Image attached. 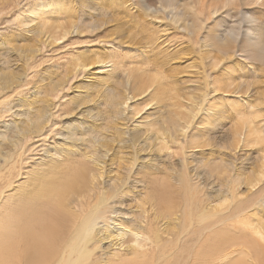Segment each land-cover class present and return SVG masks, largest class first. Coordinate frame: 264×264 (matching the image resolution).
Here are the masks:
<instances>
[{
    "label": "bare ground",
    "instance_id": "obj_1",
    "mask_svg": "<svg viewBox=\"0 0 264 264\" xmlns=\"http://www.w3.org/2000/svg\"><path fill=\"white\" fill-rule=\"evenodd\" d=\"M23 1L11 0L10 8L20 7ZM161 3L172 13V21H180L181 12L174 13V0H161ZM254 4L264 6V0H255ZM53 5L58 13L66 9L65 5ZM64 11L57 25L42 18L38 39L25 46L18 48L16 40L10 39V45L25 52L23 57H27L28 62L21 64L24 66L21 72L11 69L7 71L10 77L5 72L0 75V82H4L0 85L10 88V98L20 97L18 107L22 109L14 114L10 104L9 154L11 158L17 156L20 164H10V190L0 195V213L10 211V219L6 217L3 222L5 225L0 219V242L2 246L10 243L8 253L5 251L9 248L3 249L5 255L0 251V261L7 259L10 264H246V259L252 260L254 253L257 258H264V243L260 244L264 233L256 229L251 215L247 214L249 208L256 209L260 202L264 207V188L259 186L264 183V164L257 177L248 182L250 188L245 198L232 184L231 195L208 208L211 205L208 195H212L208 189L209 179H217V175L211 172L206 181L201 172L192 173L185 165L190 164L185 156L186 129L190 124L187 113L169 111L158 129L153 126L158 122H154L150 125L152 129L126 132L118 126L126 125L127 119L119 118L123 114L119 106L124 105L127 98L118 89L105 98L106 109L100 113L109 118H101L102 123L84 128L65 126L66 119L89 102L82 103L79 97L67 99L78 76L76 71L81 73L87 66V57L63 62L53 56L48 59L42 56L47 52V44L42 42L44 37L51 39L49 45H55L77 25L74 12ZM156 11L162 9L156 8ZM216 12L217 9L211 11ZM246 17L245 52L253 48L252 55L264 63V37L252 13H247ZM93 29L96 30V26ZM86 31L89 32L83 28L79 33ZM238 32L231 29L221 39L218 48L222 54L232 51ZM39 56L44 60H39ZM45 62H51L52 71L41 85L36 77ZM137 80L141 83L138 89H143L139 94H145L159 80V75L147 79L141 75ZM32 89L38 97L29 100ZM133 98L136 95L133 94ZM3 104L2 110L6 108V103ZM245 123L242 124L246 127L248 123L251 129L249 136H255L256 142L264 140L263 132L255 130L252 120ZM239 131L234 128L230 134L233 146L236 137L243 134ZM154 132L156 138H149ZM61 136V140L69 139L70 143H62ZM239 139L237 137L236 142ZM158 140L163 142L155 155L139 164H135L134 154L127 158L130 155L122 152L120 158L127 164L118 168V175L111 178L112 181H106L104 159L113 144L119 142L124 149L134 148L141 153L154 151ZM199 142L195 137L188 147H198ZM251 144L254 145V141L248 140L247 146ZM163 150L166 153L161 156ZM208 164L220 170V164L233 163L222 157L218 162L207 158L201 166ZM195 175L205 179L203 187L195 180ZM230 200H236L233 207ZM106 241L109 245H104ZM236 256L238 258L232 261Z\"/></svg>",
    "mask_w": 264,
    "mask_h": 264
},
{
    "label": "rangeland",
    "instance_id": "obj_2",
    "mask_svg": "<svg viewBox=\"0 0 264 264\" xmlns=\"http://www.w3.org/2000/svg\"><path fill=\"white\" fill-rule=\"evenodd\" d=\"M10 1L0 0V75L5 72L10 77L8 72L11 69L21 72L20 69L24 67L21 64H26L28 58L23 57L25 52L23 54L16 48L38 39L37 30L42 18L57 25L62 21L64 10L71 9L77 23L71 33L52 46L49 45L51 39L44 37L42 40L47 44V52L42 56L47 59L53 56L64 62L67 59L81 61L87 57L88 64L81 73L77 69L78 76L72 83L67 99L79 97L82 103H89L70 115L65 126L84 128L102 123L101 118H109L107 114L100 113L106 109L105 98L118 89L127 98L125 104L119 106L123 111L119 118L127 119L126 125L118 126L126 132L137 128L152 129L150 125L154 122H158L153 125L158 129L169 111L187 113L190 124L186 129L185 156L190 164L185 165L192 173L201 172L206 181L211 172L217 175V179H209L216 182H209L211 186L208 189L212 195H208L211 203L208 208L215 207L221 199L231 195L229 191L233 185L243 195L240 197L245 198L250 188L248 182L257 177L264 164V140L256 142L255 136H249L251 129L248 123L245 127V121L252 120L253 127L263 132L264 138V63L252 55L253 48L245 52L244 31L248 23L247 13H252L264 37L263 5L256 6L255 0H174V13L181 12L180 21L174 22L171 20L172 13L163 7L161 0H25L13 10ZM54 3L66 6V9H62L63 13L53 10L56 8ZM156 8L162 11L157 12ZM214 9H217L215 14L211 13ZM19 15L20 18H17ZM93 26H96V30ZM83 28L89 32L79 33ZM231 29L239 30L238 37L232 51L224 55L218 47ZM10 39L16 40L17 46L10 45ZM79 39L85 42L76 43ZM42 56L38 59L44 60ZM38 70L36 81L42 85L46 83L43 79L48 78L52 71L51 62H45ZM154 74L159 75V80L145 94H139L143 89H138L141 83L137 77L144 75L147 79ZM1 86H6V90L3 87L0 90V195L10 190V164H20L17 156L11 158L9 154L10 136L7 133L10 134L12 113L22 111L18 107L20 97L10 98V88ZM133 94L136 98H133ZM30 95L29 100L38 97L34 89ZM1 103H6L4 110L1 107L5 104ZM10 104L14 108L12 113ZM175 104L178 105L173 107ZM98 113L101 117H98ZM239 118L242 120L239 121ZM234 128L240 129L239 132L243 134L237 136L240 138L238 142L236 137L233 146L230 134ZM156 136V132L150 133L149 138L155 139ZM195 137L200 139L199 146L188 147ZM247 139L254 141V145L247 146ZM61 142L66 145L70 143L69 139ZM162 142L157 141L158 146L154 151L141 153L134 148L124 149L119 142L113 144V150L104 159L106 181H112L111 178L118 175V168L127 164L125 159L120 158L122 152L130 155L127 158L134 154L135 164H139L141 160L155 155ZM165 153L166 150H163L160 154L163 156ZM221 157L233 164H220V170H215L214 164L201 166L207 158H215L218 162ZM197 176L195 180L201 182L203 187L205 179ZM259 186L264 188V183ZM236 195L239 196L238 193ZM230 201L233 207L236 200ZM257 206L256 209L249 208L247 214L251 215L256 229L264 233V207H261V202ZM6 217L10 219V211L2 210V225H5ZM249 233L252 234V229ZM261 243L264 241L261 240ZM9 245L2 246L0 242L3 255L10 251ZM104 245H109V242L106 241ZM3 249L8 250L4 252ZM252 256V260L246 259V264H264L263 257L257 258L255 253ZM0 263L10 264V261L4 259Z\"/></svg>",
    "mask_w": 264,
    "mask_h": 264
}]
</instances>
